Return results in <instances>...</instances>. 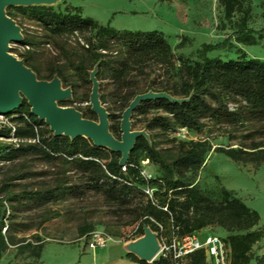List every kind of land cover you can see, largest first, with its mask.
Segmentation results:
<instances>
[{
	"label": "trees",
	"instance_id": "16d2710c",
	"mask_svg": "<svg viewBox=\"0 0 264 264\" xmlns=\"http://www.w3.org/2000/svg\"><path fill=\"white\" fill-rule=\"evenodd\" d=\"M220 2L228 18L233 17L236 12L245 13V0ZM10 7H7V13L15 19V14L9 12ZM17 8L39 20L54 34L70 30H96L95 41H90L85 51L86 56L98 63L96 77L100 81L102 102L105 101V88L109 85L115 86L120 94L125 93L129 97L123 111L137 94L150 90L165 91L184 100H144L131 118L145 107L163 109L167 114L154 116L152 128L167 130L174 126L183 127L198 133L207 132V135L191 140L172 139L176 147V152L172 155L162 152L144 135H140L128 161L125 165H120V152L98 146L84 136L72 139L64 134L55 135L52 131L49 136H45L40 127L46 122L31 112V107L24 98L19 108L6 114L12 126L4 125V129L0 128V136L10 137L14 127L16 137L38 138V141L24 145L20 142L18 145L0 142V157L10 159L18 151L29 150L41 152L48 159L65 157L78 163L82 170L89 172L97 181L107 179L108 181H104L107 193L113 201L120 204L129 201L134 193L145 195L144 186L156 188L153 198L148 197L145 202L140 203L141 212L145 216L138 228L140 236L144 234L143 224L147 223L158 231L160 237L161 228L153 218L160 220L171 232L178 228L183 234L195 232L209 224H218L231 231L228 237H224L232 249L231 264H252L253 260L255 264H264V253H253L254 246L264 237V227H257L261 221L260 213L226 187H221L218 191H202L197 183L186 181L187 174L198 170L204 164L207 154L213 150L226 154L236 162H251L256 166L264 164V59L248 57L245 53L228 60L207 55L196 62L182 59L181 76L177 83L157 85L146 81L142 84L141 78L151 75L150 61H157L168 68L174 66L175 56L163 31L117 29L85 16L82 8L73 4L68 5L65 11H57L46 4L17 5ZM246 16L245 13L230 36H236L239 42L257 44L264 35L260 30L255 31L247 25ZM22 33L21 42L33 45V40L23 27ZM112 40L123 42L124 47L113 50ZM229 42L230 39L226 38L218 43H203L202 50L207 53L224 48ZM21 57L37 73L39 79L50 80L59 76L66 82L62 68H54L48 77H43L30 57ZM67 60L90 81L87 57L75 60L67 56ZM104 80H108L106 84L103 83ZM111 115L113 116L112 112L109 116ZM84 116L86 117L85 114ZM215 128L224 129L222 135L231 141H238L237 145L215 146L211 136ZM110 130L117 138L120 137L118 127L111 124ZM141 159H149L158 165L163 174L152 179L145 178L141 173ZM4 189L6 194L0 196V259L9 245L16 243L12 235L3 233V229L9 218L7 202L14 200L17 195L10 185H5ZM214 194L217 195L216 198L213 197ZM190 212H193V217L188 215ZM92 230V226H86L80 233L89 234ZM129 256L142 264H172L162 255L152 263L131 253ZM189 257L190 264H206L204 251H196Z\"/></svg>",
	"mask_w": 264,
	"mask_h": 264
},
{
	"label": "rangeland",
	"instance_id": "374dc122",
	"mask_svg": "<svg viewBox=\"0 0 264 264\" xmlns=\"http://www.w3.org/2000/svg\"><path fill=\"white\" fill-rule=\"evenodd\" d=\"M70 4L80 6L85 15L116 28L164 32L175 56L174 66L168 68L157 61H150L151 75L142 77V84L146 81L157 85L177 83L181 76L182 59L196 62L207 55L228 60L236 59L243 53L248 57L264 59V37L257 44H247L237 41L236 36H230L245 13L247 25L264 35V0H245V13L236 12L231 18L226 16L220 0H57L46 5L57 11H65ZM9 12L15 14L16 22L22 25L34 42L31 46L21 41L12 42L11 51L20 59H23L22 55L30 57L43 77H48L54 68H62L66 79L62 84L65 88H72L74 93L71 98L59 101V104L73 106L86 118L98 121L99 116L93 111L90 102L91 79L89 81L84 73L71 66L67 60V56L75 60L87 57L86 65L90 73L97 67L98 63L86 56L85 51L88 43L95 41L96 30H70L54 34L39 20L24 14L17 5L11 6ZM255 35L258 36V33ZM226 38L230 39L226 47L203 52V43H218ZM111 47L118 50L124 44L112 40ZM105 92L102 104L109 109V114L112 112L113 116H109L110 125L118 127L121 138L122 111L129 97L125 93L120 94L113 85L107 86ZM159 114L167 113L163 109L145 107L131 118L132 129L146 131L145 137L149 142L166 154L176 152L172 139L191 140L207 135V132L198 133L183 127L174 126L167 130L152 128V118ZM4 125L7 124L0 120V128L4 129ZM40 129L45 136H49L50 131L54 132L47 123L41 125ZM223 130H213V144L236 146L238 141L223 136ZM3 137L0 138L1 143L15 144L12 135ZM19 141L24 145L38 141V138L24 137L19 138ZM140 163L141 173L147 179L163 174L159 166L149 159H141ZM104 181L108 180L97 181L89 172L82 170L78 163L61 156L48 159L41 152L29 150L18 151L10 159L0 157V196L6 194L5 185H10L17 195L14 200L7 202L9 218L3 229V233L12 235L16 243L10 244L2 253L0 264H50L52 258H43V251L51 243L62 246L82 243L85 250L91 249L89 234L80 233L86 226H92V231L108 236L109 242L125 243L140 237L138 228L145 218L140 203L148 197L153 198L156 188L144 186L145 195L134 193L129 201L120 204L109 196ZM186 181L197 183L202 191H218L221 187L230 189L236 197L260 213L261 221L257 227H264V164L256 166L251 162H236L226 154L213 150L207 154L198 170L187 174ZM188 215L194 216L193 212ZM153 219L161 224L160 220ZM162 226L160 240L167 241L173 232ZM195 232L199 235L213 232L222 237L231 234V231L218 224H209ZM178 234L182 235V230H178ZM40 246L43 247L40 249ZM253 253H264V237L254 246ZM161 255L160 252L157 258ZM190 262L191 257H188L185 264ZM252 264H255V260Z\"/></svg>",
	"mask_w": 264,
	"mask_h": 264
},
{
	"label": "water",
	"instance_id": "95a60500",
	"mask_svg": "<svg viewBox=\"0 0 264 264\" xmlns=\"http://www.w3.org/2000/svg\"><path fill=\"white\" fill-rule=\"evenodd\" d=\"M57 0H0V114H8L19 108L27 99L31 112L45 120L55 135H67L74 139L84 136L94 144L107 147L122 154L119 163L125 165L134 148L137 138L146 135L144 130L132 129L131 117L142 101L167 98L182 102L165 91L150 90L137 94L123 111L121 119V138H117L110 130L109 112L100 99V81L96 77L97 67L90 73L93 83L90 94L92 109L99 120L86 118L73 106H63L59 101L71 98L73 91L65 88L59 76L51 80L39 79L37 73L27 66L11 51V43L23 39L21 26L7 13V7L13 5L51 4ZM144 234L126 241L124 249L139 259L152 263L161 251L162 243L158 231L147 223L143 224Z\"/></svg>",
	"mask_w": 264,
	"mask_h": 264
},
{
	"label": "built area",
	"instance_id": "2783aa9c",
	"mask_svg": "<svg viewBox=\"0 0 264 264\" xmlns=\"http://www.w3.org/2000/svg\"><path fill=\"white\" fill-rule=\"evenodd\" d=\"M0 120L5 124L12 126L6 114H0ZM13 127L12 137L15 144L18 145L19 138L14 135ZM0 138H4L3 136ZM126 167L124 166L123 169ZM159 224V223H158ZM162 228V224H159ZM172 237L167 241H161L162 256L168 258L172 264H185L187 258L196 251H204L206 264H231L232 249L229 242L219 234L205 233L203 235L197 232L178 234V228L173 230ZM89 245L93 251L106 246L110 238L103 233L91 231L89 233Z\"/></svg>",
	"mask_w": 264,
	"mask_h": 264
},
{
	"label": "crops",
	"instance_id": "0c3cea01",
	"mask_svg": "<svg viewBox=\"0 0 264 264\" xmlns=\"http://www.w3.org/2000/svg\"><path fill=\"white\" fill-rule=\"evenodd\" d=\"M98 22L101 23L100 21ZM101 24L106 25L105 23ZM123 244L118 241H113L93 251V249L85 250L82 243L71 246L51 243L45 246L43 258H52L53 261L51 263L49 262L50 264H142L129 256Z\"/></svg>",
	"mask_w": 264,
	"mask_h": 264
}]
</instances>
